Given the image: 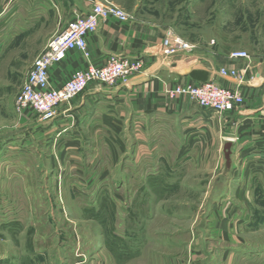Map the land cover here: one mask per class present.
<instances>
[{"label": "rangeland", "instance_id": "obj_1", "mask_svg": "<svg viewBox=\"0 0 264 264\" xmlns=\"http://www.w3.org/2000/svg\"><path fill=\"white\" fill-rule=\"evenodd\" d=\"M121 1L132 17L141 9L143 24L164 34L173 30L195 50L204 51L210 43L223 51L244 49L250 57L264 53V0ZM25 21L18 16L0 19L3 117L39 54L30 49L34 44L23 43L33 39L22 34ZM103 132L85 128L80 148L71 144L77 138L73 133L69 142L59 140L51 148L46 137H35L36 142H27L21 162L3 164L25 176L27 186L41 190L30 188L31 194L20 196L35 210L0 209V223L19 217L27 227L35 221L41 264H211L216 252L264 249V194L220 188L223 180L197 179L199 173L190 170L193 163L176 161L187 149L193 154L199 142H185L190 148L143 149L147 145L130 130L117 142L110 127ZM27 133L32 138L33 131ZM136 153L138 158L160 156V162L151 164L162 172L158 178H146L145 161H133ZM3 197L11 203L17 199L8 195L0 201ZM30 229L22 234L32 233ZM16 230L23 231L22 223ZM229 236L250 239L230 242Z\"/></svg>", "mask_w": 264, "mask_h": 264}, {"label": "crops", "instance_id": "obj_2", "mask_svg": "<svg viewBox=\"0 0 264 264\" xmlns=\"http://www.w3.org/2000/svg\"><path fill=\"white\" fill-rule=\"evenodd\" d=\"M101 1L105 0H0V19L18 16L29 20L23 24L22 34L31 35L33 39L24 38L23 43L34 44L30 49L39 52L37 58L71 20L88 14L94 4ZM110 2L125 9L121 0ZM139 2L142 0H137ZM142 19L143 11L139 9L128 22L114 18L101 21L98 29L87 36L89 62L80 51H71L49 70L51 84L60 86L75 70L85 68L88 63L104 65L111 55L143 58L145 69L134 76L132 86L108 87L92 83L83 94L60 105L56 120L49 123L42 122L33 110L18 112L16 95L5 117L0 114V196L17 198L11 203L3 197L0 209H36L20 196L31 194V189L41 193L40 188L27 186L25 176L16 170L7 171L3 166L21 162L26 155L27 142H36V138L44 136L51 148L59 140L69 142V134L73 133L77 138L71 144L80 148L85 128H92L99 135L107 126L116 133L114 142L121 140L122 132L130 130L135 140L147 145H141L143 149L176 144L190 148L185 142H199L193 154L187 149L186 154L176 158L178 162L187 159L186 163L194 164L190 170L199 173L195 178L214 179L215 184L223 180L220 188L232 192L241 189L246 195L264 194V53L251 54L248 60H233L229 57L231 50L223 51L207 43L204 51L195 50L185 58L166 60L160 50L164 32L153 24H143ZM222 66L241 70L242 79L221 77L218 70ZM212 79L222 86L238 88L243 97L241 107L219 114L199 107L187 97L166 94L168 88L180 82ZM31 130L33 136L28 138L27 132ZM139 159L146 163V178H158L162 173L159 169L155 172L151 165L154 161L160 162V156L148 153L138 158L136 153L133 161L138 164ZM19 223L23 226L21 233L16 230ZM24 224L19 217L0 223V264H26V260L33 264L38 260L37 264H41L40 246H36L40 236L36 223L31 222L27 227ZM26 229L32 233L23 235ZM249 239L248 236L240 240L238 236H229L230 242L246 243ZM211 257L214 259L211 264H264V249L226 250Z\"/></svg>", "mask_w": 264, "mask_h": 264}, {"label": "built area", "instance_id": "obj_3", "mask_svg": "<svg viewBox=\"0 0 264 264\" xmlns=\"http://www.w3.org/2000/svg\"><path fill=\"white\" fill-rule=\"evenodd\" d=\"M110 18L128 22L131 16L110 1L97 2L88 14L71 20L64 30L53 37L47 49L35 58L23 86L17 92L16 110H33L42 122L49 123L56 120L60 105L83 94L92 83L108 87L132 86L134 76L145 69V61L143 58L119 55H111L101 66L88 63L85 68L75 70L60 86H53L50 82V68L63 61L69 52L80 51L89 62L87 36L98 29L101 21ZM160 50L164 59L173 61L194 52L195 45L177 36L173 30H168L162 38ZM229 57L233 60H248L250 54L244 49H237L231 51ZM218 73L223 78L235 80H241L243 76L241 70L232 66H222ZM166 94L171 97H187L199 107L219 114L234 112L243 104L238 88L222 86L214 79L180 82L168 88Z\"/></svg>", "mask_w": 264, "mask_h": 264}]
</instances>
